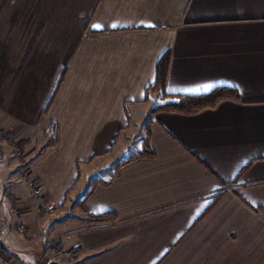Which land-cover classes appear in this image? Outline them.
<instances>
[{"label": "crops", "instance_id": "obj_1", "mask_svg": "<svg viewBox=\"0 0 264 264\" xmlns=\"http://www.w3.org/2000/svg\"><path fill=\"white\" fill-rule=\"evenodd\" d=\"M167 51V94L235 96L151 112ZM0 128L13 261L264 264V0H0Z\"/></svg>", "mask_w": 264, "mask_h": 264}, {"label": "trees", "instance_id": "obj_2", "mask_svg": "<svg viewBox=\"0 0 264 264\" xmlns=\"http://www.w3.org/2000/svg\"><path fill=\"white\" fill-rule=\"evenodd\" d=\"M169 62V53L165 52L158 61L155 80L150 87V90L158 92L163 99V102L151 108V112L166 110V111H179V112H197L204 108L213 107L217 102L222 99L235 96V90L228 86H216L207 92L203 93H181L170 95L165 92V80L167 76ZM151 154L143 145V150L140 155ZM115 218L112 214H100L97 220L109 221Z\"/></svg>", "mask_w": 264, "mask_h": 264}, {"label": "built area", "instance_id": "obj_3", "mask_svg": "<svg viewBox=\"0 0 264 264\" xmlns=\"http://www.w3.org/2000/svg\"><path fill=\"white\" fill-rule=\"evenodd\" d=\"M2 129L0 128V132ZM19 155H21L19 153ZM20 174L26 178L29 186L31 187L32 190V194L34 196H38L41 193V188L40 186L36 185V183L34 182L33 179L31 178H27V171L24 168H21L20 170ZM48 209L53 208V204H48L46 206ZM17 232H24L25 231V225L23 223L18 224L16 227ZM50 251L54 256H56L57 260H59L62 264H75V260L73 259L72 256V251L68 248H64L62 246L59 245L58 241L55 240L51 243H49L48 248L45 249L44 251ZM0 264H19L15 261H13V259L6 254V252L0 247Z\"/></svg>", "mask_w": 264, "mask_h": 264}, {"label": "rangeland", "instance_id": "obj_4", "mask_svg": "<svg viewBox=\"0 0 264 264\" xmlns=\"http://www.w3.org/2000/svg\"><path fill=\"white\" fill-rule=\"evenodd\" d=\"M46 17H47V20H52L53 18H54V12H46ZM55 17H56V15H55ZM152 93H154V94H156L157 96H158V99L160 100L159 101V104H160V102H163V99H161V96H160V94L158 93V92H156V91H154V90H152L151 91ZM151 93V94H152ZM2 132H0V135H6V132L2 129L1 130ZM139 142V141H138ZM137 142V143H138ZM38 143H40V142H36L35 143V145L36 144H38ZM26 149H24V147H15V153H17V157L20 159V164L23 166V168H24V166L25 165H27L28 164V162H27V160L29 159V156H27L26 154H24L25 153V150H27L28 149V147H25ZM19 153L22 155H20L19 156ZM21 166V167H22ZM25 169V168H24ZM11 235L12 236H14V233H11ZM53 241H55V240H53ZM53 241H50V243L51 242H53ZM59 243V242H58ZM59 245H60V243H59ZM48 248V245H46L45 247H44V249H43V251L42 252H40V255H39V261H38V263L37 264H45L46 263V261H48L49 259H57L56 258V256H54L49 250L48 251H44L45 249H47ZM72 251V250H71ZM72 256H73V259L75 260L76 259V257H75V253L72 251ZM32 263V262H31Z\"/></svg>", "mask_w": 264, "mask_h": 264}, {"label": "water", "instance_id": "obj_5", "mask_svg": "<svg viewBox=\"0 0 264 264\" xmlns=\"http://www.w3.org/2000/svg\"><path fill=\"white\" fill-rule=\"evenodd\" d=\"M45 264H62V263L57 259H49L48 261H46Z\"/></svg>", "mask_w": 264, "mask_h": 264}, {"label": "snow or ice", "instance_id": "obj_6", "mask_svg": "<svg viewBox=\"0 0 264 264\" xmlns=\"http://www.w3.org/2000/svg\"><path fill=\"white\" fill-rule=\"evenodd\" d=\"M210 87H211V85L204 86L203 90L207 91V90H209ZM185 91H189V90H185ZM195 91H201V89L198 88V89H195Z\"/></svg>", "mask_w": 264, "mask_h": 264}]
</instances>
